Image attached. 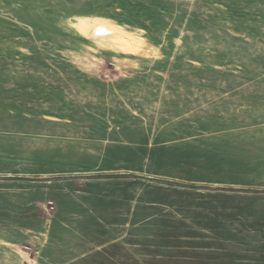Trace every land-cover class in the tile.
I'll use <instances>...</instances> for the list:
<instances>
[{"label":"rangeland","instance_id":"obj_1","mask_svg":"<svg viewBox=\"0 0 264 264\" xmlns=\"http://www.w3.org/2000/svg\"><path fill=\"white\" fill-rule=\"evenodd\" d=\"M0 264H264V0H0Z\"/></svg>","mask_w":264,"mask_h":264},{"label":"bare ground","instance_id":"obj_2","mask_svg":"<svg viewBox=\"0 0 264 264\" xmlns=\"http://www.w3.org/2000/svg\"><path fill=\"white\" fill-rule=\"evenodd\" d=\"M95 32L97 34H112V35H125L124 33H122V31H117L116 28H114L113 26L109 25V24H104V23H99L96 26Z\"/></svg>","mask_w":264,"mask_h":264}]
</instances>
